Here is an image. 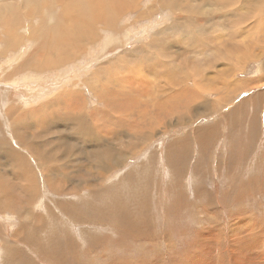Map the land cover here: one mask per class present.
Instances as JSON below:
<instances>
[{"label": "rangeland", "instance_id": "374dc122", "mask_svg": "<svg viewBox=\"0 0 264 264\" xmlns=\"http://www.w3.org/2000/svg\"><path fill=\"white\" fill-rule=\"evenodd\" d=\"M48 1L0 0V264H264V0Z\"/></svg>", "mask_w": 264, "mask_h": 264}, {"label": "bare ground", "instance_id": "6f19581e", "mask_svg": "<svg viewBox=\"0 0 264 264\" xmlns=\"http://www.w3.org/2000/svg\"><path fill=\"white\" fill-rule=\"evenodd\" d=\"M58 1V0H57ZM66 1V0H65ZM72 1H74V0H70L68 3H70V2H72ZM80 2H84V0H79ZM87 2H89V3H92V4H95V5H97V6H103V3H106V2H108L107 4L108 5H110L111 7H112V9H114L115 10V14H119V15H126V12H129L128 10L131 8V2H130V0H86ZM247 1H249V0H247ZM2 2V1H1ZM15 2V1H14ZM48 2H50V0L48 1ZM67 2V1H66ZM65 2V3H66ZM126 2H128V7H127V9H125V10H121V8H120V6H119V4L120 3H126ZM32 3H33V1H32ZM45 3V2H44ZM73 3H75V1L73 2ZM224 3V2H223ZM250 3V2H249ZM30 4H31V2H30ZM35 4H39L37 1L35 2ZM81 3H79V2H76L68 11H73V9L75 8V7H77V6H84L85 8L84 9H86L87 7L82 3V5H80ZM106 4V5H107ZM226 4V3H225ZM71 5V4H70ZM88 5V4H87ZM135 5V4H134ZM92 6V5H91ZM90 6V7H91ZM109 6V7H110ZM136 6H137V4H136ZM1 7V6H0ZM9 7H11V6H9ZM70 7V6H69ZM89 7V6H88ZM90 7L88 8V9H90ZM94 7V6H93ZM96 7V6H95ZM98 7V8H99ZM15 8V7H14ZM97 8V9H98ZM67 9V8H66ZM81 9H83L82 7H81ZM108 9V8H107ZM132 9V8H131ZM135 9V8H134ZM13 10V9H12ZM92 10H94V12H95V10L96 9H92ZM111 10V9H110ZM87 11H89V10H87ZM86 10L85 11H82V12H87ZM99 11V10H98ZM136 11V10H135ZM1 12V11H0ZM91 12V11H90ZM93 12V11H92ZM106 12V11H105ZM109 12H111V11H109ZM112 12V13H113ZM7 13V12H6ZM49 13H50V11H49ZM97 13V12H96ZM96 13H93L94 15L96 14ZM123 13H125V14H123ZM1 14V13H0ZM8 14V13H7ZM86 14V13H85ZM87 14H88V12H87ZM66 15V14H65ZM131 15V14H130ZM15 16V15H14ZM93 16V15H92ZM102 15H99V17H101ZM115 16V15H114ZM95 17V16H94ZM93 17V18H94ZM118 17H120V16H118ZM129 17V16H128ZM63 18H65V17H63ZM79 18V17H78ZM116 18V17H115ZM126 18V17H125ZM141 18V17H140ZM69 20V19H68ZM90 20V19H89ZM122 20H123V18H122ZM127 20V19H126ZM88 21V20H87ZM97 20H92V21H90V25L89 24H87L86 23V21L84 20V17L83 18H79V19H77V21H76V24H82L83 26L85 25L86 26V28H83V29H80L79 27H77L76 26V31H73V33H71V34H67L64 30H62L61 29V31H59V32H57L55 35H54V32H55V30L56 29H54L52 32H51V29H48V30H46V35H48V32H50V34H51V36L50 35H48V36H46V37H48V41H44V44H45V48H47V49H45V54H43L44 55V57L42 58V59H40V61L39 62H37L38 64H33V62L32 61H30V68L31 67H34V68H41V69H44V68H46V67H52V66H56V65H58V64H61L62 62H65V60L66 61H69V60H71L73 57V54L72 53H70V52H68V51H66V47L67 46H72V44L75 46V48L79 51V50H81L82 51V47H84V45L86 44V45H88V41H90V40H95V38L97 37L96 36V33H94V31H93V28H92V24L93 23H95ZM125 21V20H124ZM142 21V20H141ZM68 22V21H67ZM69 22H70V20H69ZM72 22V21H71ZM101 22V21H100ZM113 22V21H112ZM111 22V23H112ZM73 23V25H74V22H72ZM106 23H108L107 21H106ZM100 24V23H99ZM115 23H113V25H114ZM97 25V24H96ZM65 26V25H64ZM95 30V29H94ZM100 30V29H99ZM168 30V29H167ZM101 31V30H100ZM98 32V31H97ZM163 32V31H162ZM9 33V32H8ZM100 34V33H99ZM96 36V37H95ZM104 36H105V34H104ZM100 38V37H99ZM98 38V39H99ZM20 39V38H19ZM44 39V38H43ZM43 41L41 42V43H43ZM88 42V43H87ZM91 42V41H90ZM9 44H11V43H9ZM158 44V43H157ZM160 44V43H159ZM40 46H41V44H40ZM43 46V45H42ZM167 47V46H166ZM36 48V47H35ZM88 48H89V46H88ZM90 48H91V46H90ZM38 49H39V47H38ZM75 50V49H74ZM238 50H241V49H238ZM42 55V56H43ZM34 56V55H33ZM40 58V57H39ZM45 58V59H44ZM32 59H34V57L32 58ZM61 59H64V61H62ZM125 63V62H124ZM80 64V63H79ZM151 66H152V64H151ZM155 66V65H154ZM234 66V65H233ZM20 68V67H19ZM231 68H232V66H231ZM227 70V69H226ZM14 71V70H13ZM39 71V70H38ZM150 72V71H149ZM10 73V72H9ZM25 78H27V79H30V75H26L25 74ZM194 78H196V77H194ZM125 80V79H124ZM196 81H197V79H196ZM63 82V81H62ZM33 83H35V82H33ZM197 83V82H196ZM12 84V83H11ZM10 84V85H11ZM18 84V83H17ZM20 84V83H19ZM22 85V84H21ZM202 88H203V90L206 88V92L204 93V94H210V95H212L213 94V92L210 90V86H208V87H203V85H202ZM189 90H190V88H189ZM202 90V91H203ZM195 92V91H194ZM191 94V93H190ZM197 94H200V93H198L197 92ZM193 96L194 97H196L195 96V94H193ZM73 97V96H72ZM190 98V97H189ZM191 100H193V97L192 98H190ZM205 102H208V101H205ZM79 111H81V110H79ZM81 114H83V116L81 115ZM168 115V114H167ZM166 116V115H165ZM86 114L84 113V112H82L81 111V113L80 114H78V115H73L72 114V116H71V120H69V121H65L64 122V124L67 126V125H69L70 123H77V124H79V129H76V130H73L72 129V127H70L71 128V130L69 131V133H62V131H58L59 130V127H60V125H59V123H60V119L59 120H56V121H53L54 120V118H52L51 120L53 121L51 124L50 123H47V124H43V125H39V126H41V128H40V130H39V132L37 133V134H35V136H41V134L42 135H45V134H47L48 133V135H51L54 131H58V135H56V137L55 138H50V141H49V143L50 144H53V145H56V143H59V144H61V145H64V141H65V138H64V134H71V133H73V132H75V133H73V134H75L76 136H78L79 135V137L83 134V132L85 131V130H89V126L88 125H85V123H86ZM62 119V118H61ZM64 120V119H63ZM62 120V121H63ZM61 121V122H62ZM59 122V123H58ZM63 123V122H62ZM29 127H30V125H29ZM63 127V126H62ZM84 127V128H83ZM68 129V128H67ZM53 130V131H52ZM113 130V129H112ZM251 130V126H250V128H249V131ZM51 131H52V133H51ZM49 132H50V134H49ZM16 133V132H15ZM32 133V132H31ZM55 133V132H54ZM57 134V133H56ZM252 134V133H251ZM112 135H115V132H113L112 133ZM20 136V135H19ZM29 136V135H28ZM33 138V137H32ZM31 138V139H32ZM203 139V138H202ZM29 141V140H28ZM22 142V141H21ZM37 142H39V141H37ZM53 145H51V146H53ZM50 146V145H49ZM69 146V145H68ZM65 147L67 148V145H65ZM108 147V146H107ZM15 151V150H14ZM116 151H118V149L116 148V150H115V147L114 146H109V148L108 149H105V152H106V154H108L109 156H110V159H107V158H105V157H103L102 159H100V160H98L97 161V163H96V165H97V169L98 170H100V171H102V169L104 168L105 169V167H104V164H108V165H112V166H117L118 164H120V165H122L123 163H124V158H123V155L122 154H120V153H116ZM13 151L12 150H10V153H12ZM121 152V151H120ZM16 153V152H15ZM122 153V152H121ZM116 154H117V156H116ZM18 155V154H17ZM17 155H15V154H13L12 153V156L15 158V160H18V162L19 161H21L22 159H24V158H22V159H19L18 157H17ZM55 155V154H54ZM39 156V155H38ZM38 156H36V157H38ZM52 157V156H51ZM55 157V156H54ZM121 157V158H120ZM58 158V157H57ZM120 158V159H119ZM41 159V158H40ZM39 159V160H40ZM105 160V161H104ZM38 161V160H37ZM104 161V162H103ZM44 162V161H43ZM42 163V162H41ZM45 163H47V162H45ZM52 163H54V162H52ZM42 166V165H41ZM109 167V166H108ZM47 172H48V170H50V167H48V168H46V167H43ZM105 170H107V169H105ZM52 171H54V173H55V171H56V168L55 167H53L50 171H49V177H48V181L53 185V186H57V177H55V176H53L52 174H54ZM50 172H52L51 174H50ZM57 172V171H56ZM104 172V171H103ZM79 173H77V175H78ZM77 177H79V176H76V175H73L72 177H70V178H77ZM27 181V180H26ZM2 182V181H1ZM132 223V222H131ZM134 223V222H133ZM142 230V229H141ZM140 230V231H141ZM140 233H142V231L140 232ZM243 246V245H242ZM236 256V255H235ZM237 258V257H236ZM236 263H240V261H238V259H236ZM242 264V263H241Z\"/></svg>", "mask_w": 264, "mask_h": 264}]
</instances>
